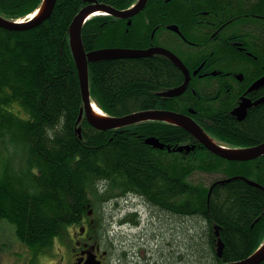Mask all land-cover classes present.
<instances>
[{"label":"trees","instance_id":"1","mask_svg":"<svg viewBox=\"0 0 264 264\" xmlns=\"http://www.w3.org/2000/svg\"><path fill=\"white\" fill-rule=\"evenodd\" d=\"M97 1L123 9L135 0ZM41 2L0 0V15L23 18ZM86 3L56 0L51 15L34 28L0 27V221L14 227L17 239L30 252V264H36L51 254L56 241L65 244L67 228L89 218L88 211L96 212L101 200L118 202L122 195H136L151 203L165 220L174 219L181 229L185 217L196 218L197 225L203 222V235L194 231L190 236L193 242L198 239L193 245L194 264L206 255L199 245L213 264L248 256L264 241V189L245 178L264 188V156L232 161L198 143L189 152L147 145L144 141L149 136L171 148L197 142L183 128L164 121L98 130L83 114L76 123L83 102L69 26ZM259 3L264 14V0ZM151 8L184 10L187 4L148 0L145 9ZM248 19L255 21L254 30H248L258 39L262 25L251 15ZM136 21L133 17L127 25L109 14L92 16L81 30L84 49L140 48L149 38L150 27L145 32ZM88 76L90 97L107 115L166 108L189 114L227 147L264 140V101L249 107L244 118L237 120L228 108L217 111L204 96L194 95L190 86L201 91L195 78L181 95L163 96L162 92L183 80L163 54L89 62ZM210 84L211 80L204 82L201 89H209ZM259 92L264 93V85ZM191 108L202 117L189 113ZM197 172L219 175L206 185L191 181ZM220 178L231 179L214 184ZM130 216L138 223L135 213ZM215 225L223 243L221 256L216 252Z\"/></svg>","mask_w":264,"mask_h":264},{"label":"flooded vegetation","instance_id":"2","mask_svg":"<svg viewBox=\"0 0 264 264\" xmlns=\"http://www.w3.org/2000/svg\"><path fill=\"white\" fill-rule=\"evenodd\" d=\"M184 1L187 4V9L184 10H153L152 8L146 10L144 7L131 17V19L137 17V25H143L145 32L150 27L149 38H146L147 41L141 48L159 46L169 49L177 55L188 67L191 76L186 89L193 78L199 80L198 87L202 92L197 93L192 86L190 89L199 99L204 96L208 100L207 102L213 103L217 111H219L218 108L226 107L231 113L239 105L242 97H247L251 102H254L264 96V93L259 92L263 85L248 91L250 85L264 75V23L262 21L264 14L260 8L261 3H259L263 0ZM249 15L259 19L257 24L262 25L258 39L248 30H254L253 25H256L253 24L255 21L248 19ZM178 70L183 76L180 83L182 84L184 74L180 69ZM210 80V88L202 90V84ZM253 105L256 104L252 103L249 107ZM191 110L189 109V113L202 117L201 112L196 114V111L192 108ZM195 143L200 144L198 141H194L192 144ZM163 144L166 150L169 147L175 151L174 149L177 147L171 148L165 143ZM200 146L202 145L200 144ZM123 199L125 201L123 209L126 210V213L116 221L118 228L115 236L119 240H122V233L126 234L127 227L137 225L132 221L130 213L127 211L129 202H127L126 195L120 196L117 204L121 203ZM142 202L152 213V209H154L155 218L158 220L161 218L158 211L152 208L151 203ZM137 214L135 213V215ZM81 222V229L71 236L70 251L64 264H73L78 261L83 263L90 254H94L100 264H109L107 258L110 256V247L104 243L106 235L104 222L101 223L99 220L103 232L101 235L93 231L96 229L98 221L84 217ZM127 236L129 235L127 234ZM108 239L111 240V238ZM120 244L124 250L128 246V243L120 242ZM121 253L116 252L115 254L118 263L123 260ZM162 259L159 260L160 263L156 264H162Z\"/></svg>","mask_w":264,"mask_h":264},{"label":"water","instance_id":"3","mask_svg":"<svg viewBox=\"0 0 264 264\" xmlns=\"http://www.w3.org/2000/svg\"><path fill=\"white\" fill-rule=\"evenodd\" d=\"M56 0H42L40 6L34 11V16L22 20H11L4 18L0 15V27L7 30H28L34 28L46 20L54 8ZM86 4L78 11L74 16L70 26H69V46L71 49L72 57L77 69V75L80 84L81 96H82V108L80 109L76 123H79L83 114L85 120L89 125L98 129V130H108V129H117L125 126H129L135 123L145 122V121H164L171 124H174L180 128H183L188 133H190L199 143L202 144L206 149H208L213 154L220 156L227 160L232 161H248L258 158L264 155V140L249 146L244 147H227L219 144L214 139H212L195 121L194 119L184 113L175 112L165 109H148V110H139L126 113L123 115H107L101 111L97 106L94 110V102L90 97L89 91V76H88V63L94 62L97 60L104 59H114V58H138L143 56H148L152 54H163L170 58L172 63L177 66L184 74V81L179 86L168 89L161 94L167 97L179 96L181 95L188 85L190 80V73L186 66L183 64L181 59L175 55L169 49L151 46L145 49H134V48H121V47H104L97 48L93 50L86 51L82 44L81 30L84 23L95 14H109L113 17L119 18H131L132 16L139 13L144 9L147 0H137V2L126 9H119L113 7L112 5L98 2L97 0H86ZM130 19L128 24H130ZM241 78V77H238ZM260 85H264V76L255 80L248 91H252ZM264 101V96L260 97L254 102L247 97H242L239 105L235 107L231 114L236 117L237 120H242L246 114L247 108L252 104H257ZM192 111V110H191ZM77 133L81 134V127H77ZM145 143L151 145L154 148H164V144L159 141L158 138L154 136H149L145 139ZM195 145H179L175 148V151L189 152L194 150ZM168 150L171 149L168 147ZM231 179V178H230ZM222 179L217 182H225L230 180ZM246 182L264 189L259 183L245 178ZM212 184L208 191V198L210 196ZM91 213V211L89 212ZM214 232L217 236V246L216 252L218 256H221L223 243L219 237L218 226H214ZM264 260V241L248 256L234 261H225L219 262L216 264H259ZM73 264H100L94 254L88 255L83 263L80 261Z\"/></svg>","mask_w":264,"mask_h":264},{"label":"rangeland","instance_id":"4","mask_svg":"<svg viewBox=\"0 0 264 264\" xmlns=\"http://www.w3.org/2000/svg\"><path fill=\"white\" fill-rule=\"evenodd\" d=\"M218 175L197 172L190 179L194 183L203 182L208 185ZM115 201L117 202V200H101L96 212L91 211L89 216V218L98 221L96 229L93 231L99 235L103 233L99 220L101 223L102 221L104 222L106 234L104 243L110 247V256L107 258L109 264L118 263L116 262V252H125L124 254L121 253L123 260L118 264H156L160 263L159 260L161 258H163L162 264H194L192 261L196 260L197 257L193 252L195 250L193 245L198 239L193 242L190 236L195 235L193 234L194 231L196 233H204L202 221H199L197 225L195 223L197 221L196 218L185 217L184 226L181 229L174 219L165 220V216H161L158 220L154 217V209H152V213L146 206H141L137 214L139 218L137 225L127 227L125 230L126 234L122 233V240H119L115 236L118 228L116 221L124 215L126 210L123 209L125 207L124 199L119 204ZM140 202H142L141 199ZM81 225L82 222L70 225L67 228V242L63 244L56 241L51 254L49 252L46 253L37 260L36 264H64L70 251L71 236L78 232ZM181 231L184 232L185 238L184 236L182 237ZM108 238H111L112 241ZM120 242L123 244L128 243L125 248L127 251L122 248ZM119 245L121 246L119 247ZM201 248L205 250L204 253L206 255L203 258L199 257L195 264H213L208 258L210 256L206 249L199 245V250ZM0 264H30V252L17 239L14 227L5 220L0 221Z\"/></svg>","mask_w":264,"mask_h":264},{"label":"bare ground","instance_id":"5","mask_svg":"<svg viewBox=\"0 0 264 264\" xmlns=\"http://www.w3.org/2000/svg\"><path fill=\"white\" fill-rule=\"evenodd\" d=\"M99 2V1H98ZM137 2V0H135L132 4H130L128 7H126V8H129V7H131V6H133L135 3ZM102 3V2H101ZM106 4V3H105ZM126 8H123V9H126ZM35 14H33V16H34ZM115 18H117V19H121V20H123V21H126V23H127V25H130V24H128V20L130 19V18H119V17H115ZM148 48V47H147ZM134 49H145V48H134ZM149 56V55H148ZM165 56V55H164ZM143 57H145V56H143ZM167 57V56H166ZM168 58V57H167ZM169 60H170V58H168ZM171 61V60H170ZM182 61V60H181ZM183 62V61H182ZM184 64V63H183ZM185 65V64H184ZM186 66V65H185ZM177 67V66H176ZM178 68V67H177ZM186 68L188 69V67L186 66ZM179 69V68H178ZM181 70V69H180ZM189 71V70H188ZM194 72H196V71H194ZM264 76V75H263ZM262 77V76H261ZM260 78V77H259ZM177 86H179V85H177ZM176 87V86H175ZM173 88V87H172ZM169 89H171V88H169ZM168 90V89H167ZM165 97H167V96H165ZM173 97H176V96H173ZM96 104H94V110H96L97 111V109H96ZM165 110H171V109H165ZM171 111H174V110H171ZM175 112H178V111H175ZM147 138V137H146ZM145 138V139H146ZM145 142V141H144ZM147 145H149V144H147ZM149 146H151V145H149ZM152 147V146H151ZM178 147V146H177ZM176 147V148H177ZM154 148V147H153ZM164 158V157H163ZM186 158V157H185ZM210 169V168H209ZM173 172V171H172ZM196 172V171H195ZM208 173V172H207ZM224 179V178H223ZM220 180H222V178H220ZM215 181V180H214ZM216 181H218V180H216ZM213 182V181H212ZM211 182V183H212ZM126 213V212H125ZM124 213V214H125ZM138 220V219H137ZM136 221V220H135ZM220 236V235H219Z\"/></svg>","mask_w":264,"mask_h":264}]
</instances>
